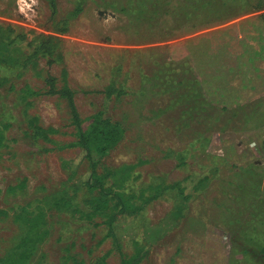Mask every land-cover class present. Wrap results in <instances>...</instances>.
Returning <instances> with one entry per match:
<instances>
[{"label":"rangeland","instance_id":"obj_1","mask_svg":"<svg viewBox=\"0 0 264 264\" xmlns=\"http://www.w3.org/2000/svg\"><path fill=\"white\" fill-rule=\"evenodd\" d=\"M217 1L0 0V22L59 43L51 63L40 59L28 71L11 65L26 43L0 45L8 60L0 66V128L9 126L0 146V258L31 228L38 243L27 246L26 264H120L139 248L138 264H264V0H249L258 11L196 25L194 8ZM63 72L83 128L98 116L124 129L97 165L114 174L106 187L136 204L152 187L181 189L160 190L137 214H117L119 252L105 225L115 202L108 197L92 213L78 185L88 162L79 148L63 147L76 140L70 108L45 84L52 76L60 89ZM193 79L208 103L189 116L192 86L177 82ZM25 85L38 94L23 99ZM110 85L120 94L107 97ZM255 104L259 114L243 125L237 117ZM29 118L56 133L44 139ZM54 194L79 212L53 208Z\"/></svg>","mask_w":264,"mask_h":264},{"label":"trees","instance_id":"obj_2","mask_svg":"<svg viewBox=\"0 0 264 264\" xmlns=\"http://www.w3.org/2000/svg\"><path fill=\"white\" fill-rule=\"evenodd\" d=\"M54 0H49L53 4ZM215 7H209L200 12L199 7H195V13L193 15L195 24L204 23L208 24L211 17H215L216 21H222L234 16H239L243 12L258 11L261 9L259 5L250 4L249 0H218L215 2ZM202 3H200L201 5ZM31 36V38H30ZM26 43L27 54L19 59L18 63H13L15 69H23L22 71L30 70L29 65H33L35 70L38 66V61L40 59L46 60L47 64L51 63V58L58 51V39L53 35L38 34L33 31L26 32L21 31L16 25L6 24L0 22V45L12 46L16 44ZM8 60L0 56V66L7 65ZM22 75V74H21ZM20 76V75H19ZM63 84L60 89H56V78L50 76L46 79L45 84L48 87L47 93L57 94L62 99H65L68 107L70 108L71 113V124L73 125L75 132V142L71 144L64 145L63 147H77L80 149L79 159L80 161H87L89 169L81 176L78 181L79 187H83L91 198L88 200L89 204L92 205V213L95 214L99 210L98 204L107 202L109 200L115 202L116 213L110 214L106 218V227H107V237L112 241V248L116 251H121L120 242L121 237V228L119 223L116 222L118 215H134L143 210V208L152 200L157 198L160 195V190L163 189H177L178 193L181 194V189L178 187V184H171L164 188L160 186L152 187L153 193L144 198L140 204H136L131 201L130 197H125L117 192H114L111 187H106L105 182L111 176L114 175L110 170L104 169L102 172H99L97 165L99 164L103 154L109 149H113L118 143L122 140L124 135V129L118 122H112L109 119L95 117L94 120L86 127H82V121L79 118V115L76 111L74 104V94L67 85L66 73H62ZM197 81L195 79L189 80H180L177 82V85H191L192 90L189 92L186 89L184 98H189L193 102L191 104L192 112H188L189 116H196L195 112H200L202 106L207 105L208 102H205L203 94L200 90L197 89ZM171 86L175 87V80L170 82ZM189 85V86H190ZM191 89V87H190ZM24 94L23 99H28L33 96H36L38 92H34L29 85H25L20 90ZM119 91L114 89L113 85H110L106 88V96L110 97L111 95H119ZM182 98V95L179 96ZM200 100V101H199ZM26 106L30 105L27 101L25 102ZM259 104H255L253 109L249 112L242 111L241 118L242 124L244 125L251 118H256L259 114L258 110ZM236 113V112H235ZM235 115V116H234ZM237 114H233L231 117H236ZM29 125L34 129V131L41 135L44 139H48L50 134L56 133L52 128L43 129L39 127L36 118H29ZM8 124H3L0 128V146L5 140V135L3 130L8 128ZM62 148V147H61ZM52 196V195H51ZM52 207L55 209H68L71 211L79 212L77 209H73L70 199L65 195L54 194L51 197ZM24 210V208H23ZM91 213V214H92ZM0 214L4 215L6 212L0 210ZM91 214H84V217L89 218ZM118 214V215H117ZM156 232V231H155ZM32 230L29 228L27 234L22 238L19 244L14 248L9 254L0 258V264H26V261L29 257L28 245H33L32 248L38 243L36 239L31 235ZM152 238L154 233L150 235ZM40 241V240H39ZM31 248V249H32ZM142 250L138 249L137 253L129 257H121L120 264H138L142 259ZM72 264H84L83 261H77L75 258H69Z\"/></svg>","mask_w":264,"mask_h":264}]
</instances>
